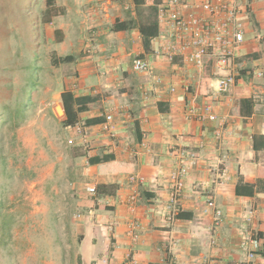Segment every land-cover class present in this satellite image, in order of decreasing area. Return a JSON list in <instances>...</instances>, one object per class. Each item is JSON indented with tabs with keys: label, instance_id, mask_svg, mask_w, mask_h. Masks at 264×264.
Instances as JSON below:
<instances>
[{
	"label": "crops",
	"instance_id": "crops-1",
	"mask_svg": "<svg viewBox=\"0 0 264 264\" xmlns=\"http://www.w3.org/2000/svg\"><path fill=\"white\" fill-rule=\"evenodd\" d=\"M71 1L49 41L53 58H69L58 63L56 99L79 167V264H124L129 256L136 264L164 260L165 206L171 175L183 165L181 151L196 158L184 162V192L172 232L179 241L175 264L208 258L240 264L243 229L264 235V0L239 1L243 42L229 71L217 73L209 59L198 70L180 58L154 56L166 43L157 13L164 0ZM148 26L157 33L145 48L141 28ZM135 57L151 63L150 76L132 71ZM229 73L234 83L220 94L217 80ZM187 107L208 108L216 120L189 119ZM106 115L112 116L114 138L102 131ZM79 123L86 126L85 140L74 130ZM136 176L143 181H131ZM209 202L222 212L218 228ZM248 212L253 215L246 223ZM255 262L264 264V256Z\"/></svg>",
	"mask_w": 264,
	"mask_h": 264
},
{
	"label": "rangeland",
	"instance_id": "rangeland-1",
	"mask_svg": "<svg viewBox=\"0 0 264 264\" xmlns=\"http://www.w3.org/2000/svg\"><path fill=\"white\" fill-rule=\"evenodd\" d=\"M71 5L0 0V264H79V167L49 41Z\"/></svg>",
	"mask_w": 264,
	"mask_h": 264
},
{
	"label": "built area",
	"instance_id": "built-area-1",
	"mask_svg": "<svg viewBox=\"0 0 264 264\" xmlns=\"http://www.w3.org/2000/svg\"><path fill=\"white\" fill-rule=\"evenodd\" d=\"M240 0H202L199 5H194L187 0H164L158 6V23L166 29V36L160 33V38L166 42L164 51L159 49L154 51V56L165 57L169 62L175 58H180L185 63L192 64L196 69L202 70L207 62L211 61V67L215 73L229 71L233 63L240 44L243 42L239 16L241 9ZM196 8H200L203 14L196 13ZM90 55V49L86 50ZM151 63L144 58L135 57L131 61V69L136 74L151 75ZM262 77L263 73H257ZM234 76L229 73L221 76L217 80L216 91L226 94L234 83ZM155 83L160 82L154 79ZM187 118L196 119L199 122L216 120V116L208 108L204 112H198L193 107L186 108ZM102 131L110 138L116 136L111 115L105 116V121L101 125ZM75 132L85 140L86 126L79 123L74 126ZM72 144V141H68ZM144 148V145L141 146ZM183 165L171 175L169 184V199L165 206L164 221L169 230V237L166 245V256L160 264H175L173 249L178 246L179 241L172 235L173 228L177 222L180 212L181 200L184 192V178L187 169L184 165L186 160L194 161L196 156L193 153L181 151L179 153ZM226 176V170L220 172V178ZM142 182L140 177H131V181ZM90 195H95L96 188L87 187ZM134 199L130 200V204ZM214 210V227L218 228L222 222V212L216 209L213 202H209ZM252 212L243 215V220L249 223L252 220ZM132 230L129 234H132ZM239 249L244 256V261L240 264H256L255 260L262 255L264 250V239L255 230L247 226L241 232ZM124 264H136L132 257L126 258ZM202 264H220L215 258H208Z\"/></svg>",
	"mask_w": 264,
	"mask_h": 264
},
{
	"label": "trees",
	"instance_id": "trees-1",
	"mask_svg": "<svg viewBox=\"0 0 264 264\" xmlns=\"http://www.w3.org/2000/svg\"><path fill=\"white\" fill-rule=\"evenodd\" d=\"M153 1L156 4L159 3L158 0H153ZM141 32H142L143 37H144V41H143L144 47L145 48H148V46H149V40H148V38L155 36L156 33H157V29H156L155 26H148V27L141 28ZM67 59H69V58L68 57L63 58V59H61V61H65ZM82 100H89V99H87V98L83 99L82 98ZM79 101L80 100H76V102H79ZM259 236L264 239V235L260 234ZM262 255L264 256V250L262 252Z\"/></svg>",
	"mask_w": 264,
	"mask_h": 264
}]
</instances>
